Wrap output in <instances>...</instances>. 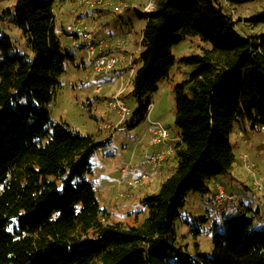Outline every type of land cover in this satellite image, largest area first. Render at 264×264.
<instances>
[{
    "label": "trees",
    "instance_id": "obj_1",
    "mask_svg": "<svg viewBox=\"0 0 264 264\" xmlns=\"http://www.w3.org/2000/svg\"><path fill=\"white\" fill-rule=\"evenodd\" d=\"M65 1L16 0L3 13L23 31L31 54L0 35V264H264V230L253 228L260 207L240 193L229 201L234 206L188 223L195 238L210 230V255L198 242L188 252L176 231L189 194H208L213 180L239 163L230 141L235 126H264V32L237 29L241 21L264 25V9L242 20L230 11L263 0H156L153 11L136 10L146 23L132 80L135 115L146 116L152 103L144 98L169 76L176 45L198 36L211 49L181 59L193 69L175 88L178 140L165 161L173 173L142 198L146 217L139 222L136 214L134 224L110 222L88 178L105 142L53 123L48 109L75 63L55 32V10Z\"/></svg>",
    "mask_w": 264,
    "mask_h": 264
},
{
    "label": "rangeland",
    "instance_id": "obj_2",
    "mask_svg": "<svg viewBox=\"0 0 264 264\" xmlns=\"http://www.w3.org/2000/svg\"><path fill=\"white\" fill-rule=\"evenodd\" d=\"M108 1L112 3L109 8L105 6L109 10L100 11L102 8H96L98 5L78 7L74 1L71 6L67 5L66 10L70 12L72 7L89 10L87 19L91 32L106 40L108 45L120 43L113 47L112 52L116 55L132 56L135 62L139 58L140 40L146 23L145 19L137 15L136 10L151 12L155 9L156 0ZM15 2L16 0L0 2V35L8 36L16 50L30 55L31 49L23 31L3 15L7 10H14ZM119 4L125 5L123 14H117L114 11ZM263 9L264 0L244 6L230 7L234 20H242ZM62 18L60 17L57 21L59 26H65L71 22L70 16ZM237 29L240 32L257 34L264 32V25L251 29L241 21L237 24ZM61 41L63 46L74 53L75 63L67 66V71L60 77V84L52 101L48 104L52 121L53 123L64 124L81 135L93 134L98 141L105 142L91 157L92 173L88 177L94 185L97 200L103 209L109 211L110 222L120 221L134 224L136 214L139 215V222H142L146 217V208L141 203L142 198L157 192L162 183L173 173L170 167L171 163H164L158 171L145 164L144 156L150 151L147 132L150 120L159 121L167 127L170 131L169 142L175 145L178 140V129L175 125V88L188 79L193 69L183 63L181 59L192 54H200L203 48L211 49V44L202 42L198 36H189L173 48L175 64L171 68L169 76L158 84V89L155 92L144 98V102L149 100L152 103L148 117L142 118L141 115H135L139 103L133 95L131 82L123 94V100L129 107L131 115L126 118L124 123L126 129L120 132L114 127L120 116L116 110L109 106V98L113 93L120 90L121 81H117V84L111 86L107 84L106 76L99 75L93 78L92 67L87 61L86 50L81 47L85 41L66 35L61 37ZM97 81L103 82V88L99 93L95 92ZM132 123L137 124L129 128L128 126ZM108 125L112 126L108 127ZM243 132L245 136L242 139L239 136V127L235 126L230 135V141L239 163L233 166L230 173L217 176L213 180L208 194L191 192L184 209L181 211V217L176 222L178 241L190 253H194L196 250L195 242L199 243L200 250L206 254L210 255L214 249L210 230L203 231L201 235L195 238L191 231L192 225H188V223L193 222L192 215L195 217L204 214L206 210H215L216 207L212 205L210 199L217 192L218 184L223 185L227 193L232 195L240 193L244 195L243 197L251 198L253 208L260 207V212L253 218V228L264 230V191L260 193L257 190L254 176L246 171L243 162L240 160L243 153L247 154L250 161L256 164L255 177L257 181L264 183V133L261 131V127L249 128ZM239 141L241 144L237 145ZM126 166L138 168L137 171L139 172H149L150 180L145 181L143 185L134 190H130L126 182L119 184L123 174L122 169ZM131 176H133L131 173H127L126 179ZM128 190L130 191L125 198L118 197L121 192ZM235 196L234 200L237 202L239 197L237 198L238 195ZM235 204L228 202L222 208L228 209Z\"/></svg>",
    "mask_w": 264,
    "mask_h": 264
},
{
    "label": "built area",
    "instance_id": "obj_3",
    "mask_svg": "<svg viewBox=\"0 0 264 264\" xmlns=\"http://www.w3.org/2000/svg\"><path fill=\"white\" fill-rule=\"evenodd\" d=\"M74 2L80 6L94 7L95 5H106L112 6V3L108 0H74ZM125 8L124 4H119L115 7L114 11L118 14L123 13ZM78 9V8H77ZM77 9L73 10L75 17L73 20L65 26V31L69 34L70 38L75 36L78 39L85 41L84 48L87 53V61L92 67L93 78L99 75L106 76L108 78L116 79V81H121L122 86L120 90L116 91L109 98V106L118 112L120 116L119 121L114 125L117 131H124L126 127L124 123L126 118L131 115L129 107L125 104L123 100V94L126 91L128 85L132 82L135 75L137 65L134 62L132 56L116 55L108 51V43L102 38L94 37L91 30H89L88 25L79 18ZM149 12V11H148ZM55 32L61 37L65 35L64 30L56 24ZM103 88V82L97 81L95 83V92L99 93ZM152 105L149 107L146 116L150 115ZM112 125H108L111 127ZM261 131L264 133V126L261 127ZM149 135L148 148L150 151L144 156L145 164L148 165L153 170H160L164 165L165 161L169 156L174 153L175 145L169 142L170 131L159 121L150 120L149 127L147 129ZM239 136L243 139L245 134L240 131ZM152 149V150H151ZM240 160L243 162L246 171L254 176L255 187L260 193L264 191V183L257 181L255 177L256 164L251 162L247 154H242ZM138 168L133 166H126L122 169V178L119 180V184L126 182L128 188L135 189L143 185L145 181L150 180L151 175L147 171H137ZM127 173H131L129 179H126ZM121 192L118 197L125 198L130 191ZM225 187L221 184L217 185V192L211 197V203L214 207H221L227 202L234 200L235 195L227 193Z\"/></svg>",
    "mask_w": 264,
    "mask_h": 264
},
{
    "label": "crops",
    "instance_id": "obj_4",
    "mask_svg": "<svg viewBox=\"0 0 264 264\" xmlns=\"http://www.w3.org/2000/svg\"><path fill=\"white\" fill-rule=\"evenodd\" d=\"M73 4V1L72 0H67V1H65V2H62V3H60L59 4V6H58V12H57V9L55 10V15H56V24L59 26V23H57V21H58V19L61 17H63V18H65V17H68V16H70V20L72 21L73 20V18L75 17V15H74V13H73V10L74 9H77L76 7L75 8H71L70 9V12H67V5H72ZM77 13H78V16H79V18L80 19H82L87 25H88V19H87V15H88V11L89 10H84L83 8H79V9H77ZM62 18V19H63ZM66 26V25H65ZM64 25H62V26H60L61 28L62 27H65ZM118 44H120V43H118ZM118 44L117 45H113V44H110L109 45V47H108V51L110 52V53H113L114 54V52H112L113 50H114V48L113 47H115V46H118ZM107 79H106V81H107V84L108 85H111V86H113V84L115 85V84H117V81H116V79H112V78H108V77H106ZM240 131H242V130H239V133H240ZM241 141V140H240ZM238 142V144L237 145H240L241 144V142ZM243 144V143H242ZM240 147V146H239Z\"/></svg>",
    "mask_w": 264,
    "mask_h": 264
}]
</instances>
